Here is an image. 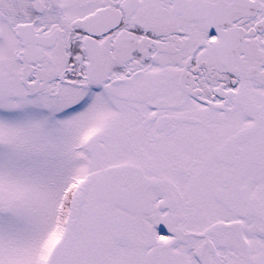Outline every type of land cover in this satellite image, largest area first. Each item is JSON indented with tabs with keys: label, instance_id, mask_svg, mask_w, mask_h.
Returning <instances> with one entry per match:
<instances>
[{
	"label": "snow or ice",
	"instance_id": "snow-or-ice-1",
	"mask_svg": "<svg viewBox=\"0 0 264 264\" xmlns=\"http://www.w3.org/2000/svg\"><path fill=\"white\" fill-rule=\"evenodd\" d=\"M0 264H264V0H0Z\"/></svg>",
	"mask_w": 264,
	"mask_h": 264
}]
</instances>
